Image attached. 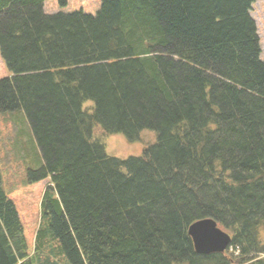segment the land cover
Listing matches in <instances>:
<instances>
[{"label": "trees", "instance_id": "trees-1", "mask_svg": "<svg viewBox=\"0 0 264 264\" xmlns=\"http://www.w3.org/2000/svg\"><path fill=\"white\" fill-rule=\"evenodd\" d=\"M44 1L0 0V113H23L43 160L29 180H48L30 250L0 175V264H264L256 0ZM98 128L157 139L121 159ZM203 218L224 252H195Z\"/></svg>", "mask_w": 264, "mask_h": 264}, {"label": "rangeland", "instance_id": "rangeland-1", "mask_svg": "<svg viewBox=\"0 0 264 264\" xmlns=\"http://www.w3.org/2000/svg\"><path fill=\"white\" fill-rule=\"evenodd\" d=\"M100 5L101 0H45L43 11L47 14L82 12L94 15ZM250 13L256 23L260 40V58L264 60V0H256ZM8 75L0 58V79ZM94 135L104 143L108 155L121 159L141 155L144 148L157 139L156 133L152 130H143L139 139L134 141L128 140L121 133H102L99 128ZM41 162L43 160L39 147L23 113L20 111L0 113L2 188L16 207L30 250L33 248L40 222L41 196L48 180H29L28 170H37Z\"/></svg>", "mask_w": 264, "mask_h": 264}, {"label": "water", "instance_id": "water-1", "mask_svg": "<svg viewBox=\"0 0 264 264\" xmlns=\"http://www.w3.org/2000/svg\"><path fill=\"white\" fill-rule=\"evenodd\" d=\"M187 233L196 253L210 254L224 252L229 245L230 235L211 218L192 222Z\"/></svg>", "mask_w": 264, "mask_h": 264}, {"label": "bare ground", "instance_id": "bare-ground-1", "mask_svg": "<svg viewBox=\"0 0 264 264\" xmlns=\"http://www.w3.org/2000/svg\"><path fill=\"white\" fill-rule=\"evenodd\" d=\"M261 55V54H260Z\"/></svg>", "mask_w": 264, "mask_h": 264}]
</instances>
